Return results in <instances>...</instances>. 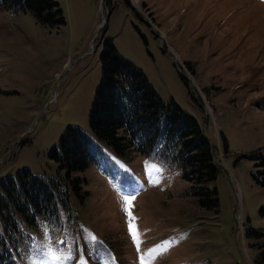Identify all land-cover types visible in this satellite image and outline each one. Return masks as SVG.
<instances>
[{"label": "rangeland", "instance_id": "374dc122", "mask_svg": "<svg viewBox=\"0 0 264 264\" xmlns=\"http://www.w3.org/2000/svg\"><path fill=\"white\" fill-rule=\"evenodd\" d=\"M60 1V28L0 8V178L65 174L49 151L70 126L92 134L110 37L200 123L218 205L204 207L180 167L98 142L73 174L87 195L70 219L40 222L22 264H264V0Z\"/></svg>", "mask_w": 264, "mask_h": 264}, {"label": "trees", "instance_id": "16d2710c", "mask_svg": "<svg viewBox=\"0 0 264 264\" xmlns=\"http://www.w3.org/2000/svg\"><path fill=\"white\" fill-rule=\"evenodd\" d=\"M1 9L30 11L51 28L64 26L66 15L60 0H0ZM103 74L90 110L92 134L70 126L49 151L64 175L34 174L29 168L0 178V264L26 261L34 253L32 232L40 222L57 224L61 212L72 217L74 197L83 200L85 171L94 160L96 140L118 154L131 148L146 156L179 166L185 177L201 185L196 195L204 207L216 208L218 191L205 187L217 181L220 167L212 145L198 120L175 101L165 102L144 71L124 57L112 38L104 42ZM225 148L228 144L225 140Z\"/></svg>", "mask_w": 264, "mask_h": 264}, {"label": "snow or ice", "instance_id": "6c2138e0", "mask_svg": "<svg viewBox=\"0 0 264 264\" xmlns=\"http://www.w3.org/2000/svg\"><path fill=\"white\" fill-rule=\"evenodd\" d=\"M124 199H125L126 205L130 206L132 200L134 199V197H132V196H125ZM129 214H130V213H129ZM129 227H130V230H131L132 233H133V238H134V240H138V235H139V234H138V232H137V230H136V228H135V225H134V224H130Z\"/></svg>", "mask_w": 264, "mask_h": 264}]
</instances>
